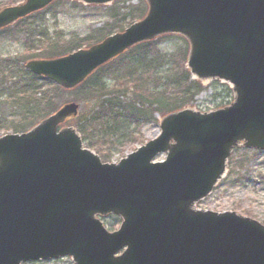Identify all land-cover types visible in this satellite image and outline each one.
Here are the masks:
<instances>
[{
    "label": "water",
    "instance_id": "obj_1",
    "mask_svg": "<svg viewBox=\"0 0 264 264\" xmlns=\"http://www.w3.org/2000/svg\"><path fill=\"white\" fill-rule=\"evenodd\" d=\"M54 1L1 8L0 29ZM145 2L144 16L123 31L26 68L72 91L132 47L178 34L193 78L230 85L233 100L166 113L159 133L118 162H104L66 125L79 115L76 101L0 135V264L65 256L74 264H264V224L198 206L226 176L235 148L264 150V0ZM110 215L121 218L112 231L103 221Z\"/></svg>",
    "mask_w": 264,
    "mask_h": 264
},
{
    "label": "rangeland",
    "instance_id": "obj_2",
    "mask_svg": "<svg viewBox=\"0 0 264 264\" xmlns=\"http://www.w3.org/2000/svg\"><path fill=\"white\" fill-rule=\"evenodd\" d=\"M22 1L0 0V9ZM112 7L129 13L127 17L137 16L142 7H145V11L147 8L144 0H118L108 5H86L77 0H63L61 3H53L19 24L0 30V62L4 63L0 66V135L23 132L39 121L45 111L48 112L46 100L39 102L41 94L32 95V86L40 87L54 107L58 108L69 101L80 103V113L83 114L95 107L96 97L92 94L97 93V89L94 92L92 90L99 84L116 90L122 101L117 109L129 118L128 121L120 122L115 129L116 133L106 136L99 145L100 151L94 146L104 161L117 162L158 134L160 119L169 110L152 114L149 106L154 103L155 108L163 88L168 90L165 98L174 100L172 98L175 97V91L167 84V78L179 65L186 66L189 45L185 38L171 35L158 39L151 46L129 50L104 67V78L101 80L98 75L94 79L93 84L96 87L92 89L87 86L78 92L57 91L55 85L44 84L25 67L27 60L49 54L57 56L79 37L88 36L93 30L112 23ZM128 26L129 24L126 25ZM54 43L55 48L52 46ZM144 58L153 61L146 66ZM203 87L188 105L207 111L226 105L233 99L230 85L224 82H208ZM132 103L141 107L140 111L134 110ZM109 116L113 117L114 114ZM76 122L74 120L68 124L77 126ZM85 144L90 146L89 140L86 139ZM164 158L165 155L161 154L155 160ZM233 158L238 165L237 170L230 178L226 176L214 192L201 200L198 206L214 211L234 210L264 224V152L245 153L240 149L234 152ZM104 222L109 230H115L121 220L119 217L109 216ZM24 264L74 262L70 256H66Z\"/></svg>",
    "mask_w": 264,
    "mask_h": 264
},
{
    "label": "trees",
    "instance_id": "obj_3",
    "mask_svg": "<svg viewBox=\"0 0 264 264\" xmlns=\"http://www.w3.org/2000/svg\"><path fill=\"white\" fill-rule=\"evenodd\" d=\"M63 0H59L54 2L61 3ZM145 7H142L140 9V14L133 17H127L129 13L120 12L119 8L112 7L111 12V19L113 20L112 23H106L104 27L97 28L93 30V33L85 36V37H79L76 42L73 44H69L66 49H64L59 55H64L70 52H73L79 48H82L84 46H89L93 43H96L100 40H102L104 37L114 33L113 30H123L126 28L127 24H131L133 21H135L137 18H140L145 12ZM40 12L34 13L32 15H37ZM32 15L28 16L27 18L31 17ZM25 18V19H27ZM136 18V19H135ZM23 19V20H25ZM23 20L19 21L17 24L22 22ZM116 32V31H115ZM171 35H165L161 38H167ZM160 39V38H159ZM159 40L145 42L142 44H139L135 46L132 49H140L144 47L151 46L158 42ZM54 43L52 46L55 48ZM51 46V47H52ZM56 53V52H53ZM56 55L49 54L48 56H41L38 58H52ZM58 56V55H57ZM145 59V65L148 66L147 63H151L153 60H147ZM4 63L0 62V66L2 67ZM110 64V63H109ZM107 66V65H106ZM104 66V67H106ZM104 67L99 68L82 86H80L78 90L83 89L87 86H90L92 89L94 88L95 83L94 79L98 78V75H100V79L102 80L104 77L103 69ZM1 69V68H0ZM28 72V71H27ZM30 73V72H29ZM32 74V73H31ZM35 78H40L44 84L47 85H55V89L57 91L61 90L55 83L52 81L43 79L40 76H36L35 74L32 75ZM167 84L170 85V87L175 91V97L172 98L174 100H167L165 98V93L168 90H165L161 92L160 100L157 101L155 108H153L154 103H150V110L153 112H163L165 109H168L169 111L183 107L187 104H190L192 101H194V98L196 95L200 93L201 90H203V85L200 81L192 80L191 79V73L186 69V67L179 65L177 69L171 72V75H169V78H167ZM167 85H165L166 87ZM174 86V87H173ZM96 87V86H95ZM164 87V84H163ZM97 89V93H93L92 96L96 97V105L95 107L88 112H85L83 114H80L78 119L76 120L77 127L79 131L82 133V136L84 140H89L90 147L94 146L97 147L100 151V143H102L106 136L110 133H116L120 122L122 121H128L129 118H126L117 108H119L121 104L120 96L119 94L115 92V89H109L104 84H99L97 88H94L92 91L94 92ZM41 94V98H39V102H42L43 100H46V107H48V112H44L43 116L53 112L57 109V107L52 106L51 100L46 97V93L42 92L40 87L32 86V95L36 96V94ZM174 93V92H173ZM115 95V96H114ZM133 109L136 111H140L141 107H137L135 103H132ZM143 106V105H142ZM41 108V106L39 105ZM144 107V106H143ZM117 109L116 113L115 110ZM114 118L110 117L109 115H113ZM119 118V119H118ZM124 132V131H123ZM122 132V134H124ZM245 153L249 152H255L260 153L261 151L258 150H251V149H242ZM236 151H240V149L236 148ZM262 153V152H261ZM237 163L236 160L233 158V156L230 158V170L228 173V178H230L233 173L237 170ZM235 181V180H234Z\"/></svg>",
    "mask_w": 264,
    "mask_h": 264
}]
</instances>
